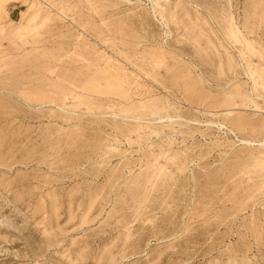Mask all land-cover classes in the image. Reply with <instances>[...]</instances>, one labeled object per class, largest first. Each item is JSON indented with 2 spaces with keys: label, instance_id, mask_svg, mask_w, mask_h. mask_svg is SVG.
Segmentation results:
<instances>
[{
  "label": "rangeland",
  "instance_id": "obj_1",
  "mask_svg": "<svg viewBox=\"0 0 264 264\" xmlns=\"http://www.w3.org/2000/svg\"><path fill=\"white\" fill-rule=\"evenodd\" d=\"M263 143L264 0H0V264H264Z\"/></svg>",
  "mask_w": 264,
  "mask_h": 264
},
{
  "label": "crops",
  "instance_id": "obj_2",
  "mask_svg": "<svg viewBox=\"0 0 264 264\" xmlns=\"http://www.w3.org/2000/svg\"><path fill=\"white\" fill-rule=\"evenodd\" d=\"M91 86V85H90ZM84 87H87V83H85ZM93 88H95L93 85H92Z\"/></svg>",
  "mask_w": 264,
  "mask_h": 264
},
{
  "label": "bare ground",
  "instance_id": "obj_3",
  "mask_svg": "<svg viewBox=\"0 0 264 264\" xmlns=\"http://www.w3.org/2000/svg\"><path fill=\"white\" fill-rule=\"evenodd\" d=\"M231 115V114H230ZM226 116H228V115H226ZM162 121V120H161ZM249 144V143H248ZM264 145V143L263 144H261L260 146H263Z\"/></svg>",
  "mask_w": 264,
  "mask_h": 264
}]
</instances>
